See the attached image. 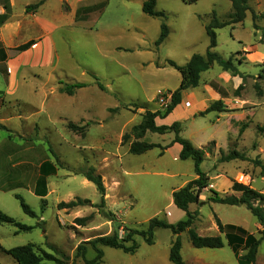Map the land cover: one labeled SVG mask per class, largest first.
I'll use <instances>...</instances> for the list:
<instances>
[{"label": "rangeland", "instance_id": "374dc122", "mask_svg": "<svg viewBox=\"0 0 264 264\" xmlns=\"http://www.w3.org/2000/svg\"><path fill=\"white\" fill-rule=\"evenodd\" d=\"M35 1L16 3L36 4ZM142 2L48 0L42 13L56 25L50 35L52 64L20 68L14 95L23 102L12 98L3 77L0 211L32 229L16 233L15 227L0 225V248L32 245L38 255L49 254L60 264H87L77 248L84 246L85 260L91 261L96 253L88 242L96 238L115 233L123 240L129 230H145L153 218L169 224L185 219V213L173 205L171 194L196 176L191 160L178 159L173 133L147 132L139 141L159 148L142 155L130 154L128 145L134 138L122 143V137L141 122L145 111L164 110L170 93L180 83L179 73L167 62L182 66L192 55H205L209 43L205 26L212 12L219 22H225L231 4L228 0H198L191 4L186 0H155V11L163 17H150L142 12ZM162 23L168 28V36L156 47ZM27 25L28 33L38 29L33 23ZM215 34L214 52L224 60L232 58L243 79L237 84L230 73L223 77L215 64L201 74L197 88L182 94L183 108L191 110L194 119L178 121L180 137L195 148L209 151L199 167L209 177V186L200 196L201 203L189 206V211L197 214L192 228L200 236H217V218L223 225L259 237L263 229L245 206L212 203L208 198L210 190L221 196H240V192L232 190L234 182L264 194V177L260 167L253 164V160L264 164V65L246 64L242 49L259 44L264 52V0H250L243 23L217 29ZM38 35L30 34L28 39L38 43ZM15 53L9 51L10 56ZM74 83L84 87L72 96L60 92L64 85ZM241 84L242 89L236 93ZM212 85L223 92L220 101L226 111L201 116L218 93ZM244 112L246 127L242 131L240 125L229 130L230 116L242 118ZM158 119L156 123L160 124ZM69 124L84 127V134L70 129ZM210 140L216 145L207 143ZM232 150L248 160L218 162L220 151L227 154ZM45 161L56 167V173L46 179L44 206L33 189L39 166ZM90 167L103 180L102 208L98 207L101 196L95 186L81 174ZM16 195L35 213L34 218L23 213ZM76 198L89 203L57 209L59 203ZM86 217L90 219L83 227L75 222ZM220 236L224 243L221 249H195L187 233L180 234L184 264H237L224 236ZM132 239L138 246L133 254L98 245L103 252L99 264H172L168 260L174 239L170 230L156 229L152 245L136 234ZM124 245L129 247L131 242ZM44 263L58 264L48 260ZM0 264L16 263L0 249ZM254 264H264V239Z\"/></svg>", "mask_w": 264, "mask_h": 264}, {"label": "trees", "instance_id": "16d2710c", "mask_svg": "<svg viewBox=\"0 0 264 264\" xmlns=\"http://www.w3.org/2000/svg\"><path fill=\"white\" fill-rule=\"evenodd\" d=\"M45 0H41L38 3L28 6L32 9H37L40 7ZM198 0H186L187 3H195ZM231 4V12L229 13L227 20L225 22H219L216 18L214 12H212L211 21L205 26V33L208 37L209 43L205 55H192L186 64L178 66L172 61H168V65L175 69L180 75V83L176 90L170 93L168 104H166L163 111L151 112L145 111L142 115L141 122L131 128L128 134L123 135L122 143L127 142L129 138H134L129 144L128 151L132 155H142L154 148H159L158 145L149 144L141 140L147 132L156 133L159 135H164L166 133H173L174 137L172 144H178L181 149L178 155V159L181 161L191 160L194 164L195 178L183 187L172 192V203L178 209L185 213V219L177 222L176 224H169L166 221L153 218L149 220L145 230L136 231L129 230L126 237L123 240H119L117 234L111 236H104L96 238L89 243L92 249L95 251L96 256L91 261L85 260V248L84 246H79L77 248V253L87 264H99L103 257V252L97 247L98 245L104 247H110L113 249H120L124 253L133 254L137 249V244L133 241V235H138L143 238L144 242L148 245L153 244V233L156 229H168L171 231L174 239L171 243L168 260L172 264H184L180 251H181V241L180 234L187 233L188 240L191 246L195 249H221L224 246L223 239L220 235H223L227 245L230 247L237 264H254L256 261L258 248L264 239V194L245 185L238 183H233L232 190L240 192V196L225 195L221 196L218 192L210 190L211 196L208 201L212 203H218L229 206H245L251 215L256 219L258 224L262 227L259 237L254 236L240 228L223 225L217 218H215L216 227L219 235L217 236H200L192 228L196 213H191L189 211L190 205H199L200 196L205 189L209 186V177L202 173L200 170V164L205 158L206 153H209L207 149H198L193 147L187 140L180 137L181 133V123L176 121L171 125H157L156 118L164 119L167 117L180 103L182 99V94L190 89L197 88L200 76L202 73L208 71L213 65H217L221 68L223 72L230 73L233 77L238 76L243 79V75L239 72L236 65L232 62V58L228 60L222 59L214 49L216 47V34L215 30L221 29L227 26H232L235 24H241L246 18V13L249 11L250 0H228ZM155 0H143L142 2V12L150 17H163L162 13L155 11ZM80 9L76 11V18L79 15ZM255 19V16H253ZM168 36V28L165 23L161 24L160 34L155 42V46L158 47ZM32 44L27 43L23 46L17 48V51H25L30 48ZM261 78V76H260ZM96 82L97 79H95ZM99 89L103 90V87L97 83ZM84 85L81 83H74L71 85H64L60 89V92L65 93L68 96H72L77 89L83 88ZM242 84L239 85L237 90L242 89ZM216 92L220 93L222 97L224 94L220 92L216 86H213ZM226 110L220 100L212 102L206 110H204L200 115L204 116L208 113H224ZM233 124V123H232ZM234 125V124H233ZM241 126L240 131L244 127V124H239ZM70 129H75L84 134L83 128H76L73 124H69ZM264 127V123H263ZM263 127L259 130L263 131ZM214 145L213 142H211ZM246 156L236 150H232L227 154L220 151V157L218 159L219 163H225L230 161H247ZM253 164L260 167V175L264 177V164H261L258 160H253ZM39 176L35 182L33 193L35 196L41 199L45 206L44 198L47 195V182L46 179L49 176H53L56 173V167L48 162H43L38 169ZM82 176L92 183L99 195L101 196L100 204L98 207L102 208L104 206V195L105 187L103 180L99 174L96 173L94 168H87L82 171ZM15 198L19 201V205L24 214L29 217L34 218L36 215L31 211L29 206L24 202V200L16 195ZM89 203L88 200H82L76 198L74 201L65 203L61 202L57 205L58 210L62 209H74L77 207H83ZM90 217L77 218L75 222L79 226H85L86 222ZM11 225L17 229L18 232H28L32 227L22 225L14 221L11 217L7 216L0 211V225ZM125 242H131V246L127 247L124 245ZM3 253L9 256L16 264H45L44 261H54L60 264L59 260L55 259L53 256L44 253L43 256L38 255L32 245H25L20 247H15L12 249L5 250L0 248Z\"/></svg>", "mask_w": 264, "mask_h": 264}, {"label": "crops", "instance_id": "0c3cea01", "mask_svg": "<svg viewBox=\"0 0 264 264\" xmlns=\"http://www.w3.org/2000/svg\"><path fill=\"white\" fill-rule=\"evenodd\" d=\"M47 1L48 0H46L38 8V10L29 8L32 10V12H29L28 6L34 5L33 3H16V0H0V85H3L5 78V81H7L6 88L10 90L12 98H15L17 101H22L14 95L16 94L18 81L21 78L18 76L20 68L27 64H34L43 67L52 64L50 58L54 50L53 45L50 43V35L56 25L55 23L49 22L47 15L42 13ZM35 3H37V0ZM51 19L53 20L54 18H50V20ZM28 23H33L36 27H38V29L35 32L29 31L28 33ZM30 34H39L37 38L38 43L33 42L32 39H28ZM260 41L261 38H259V42ZM27 43L32 44L29 49L21 52L17 51V48ZM242 49L244 50L246 64H250L252 66L257 64L264 65V52H262L259 48V44L244 46ZM10 50L16 51L14 56H10ZM239 72L241 73V71ZM227 74V72L222 71L223 77ZM232 78L237 82V84L240 83V78L238 76ZM211 88L213 89V85ZM216 88L218 89L217 86ZM218 90L222 92L220 89ZM220 97H222V95L220 93H216L214 100L218 101L220 100ZM183 102L185 101L182 97L181 103L167 117L164 119H158L160 124H156L171 125L174 120L188 121L190 118L193 120V112L189 109L183 108ZM246 113L247 112H244L245 116L242 118L230 116L228 119L229 130L234 131V127L239 126L241 123L243 124V121L246 119ZM209 142H213L216 145L214 140H210L207 143ZM173 146L177 147L178 152H180L181 147L178 144H174Z\"/></svg>", "mask_w": 264, "mask_h": 264}, {"label": "water", "instance_id": "95a60500", "mask_svg": "<svg viewBox=\"0 0 264 264\" xmlns=\"http://www.w3.org/2000/svg\"><path fill=\"white\" fill-rule=\"evenodd\" d=\"M126 237V236H125Z\"/></svg>", "mask_w": 264, "mask_h": 264}]
</instances>
